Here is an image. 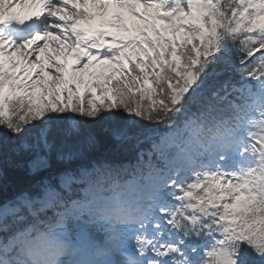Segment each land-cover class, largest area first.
I'll use <instances>...</instances> for the list:
<instances>
[{
    "label": "snow or ice",
    "instance_id": "6c2138e0",
    "mask_svg": "<svg viewBox=\"0 0 264 264\" xmlns=\"http://www.w3.org/2000/svg\"><path fill=\"white\" fill-rule=\"evenodd\" d=\"M0 264H264V0H0Z\"/></svg>",
    "mask_w": 264,
    "mask_h": 264
}]
</instances>
